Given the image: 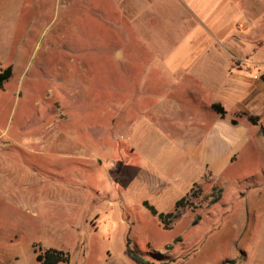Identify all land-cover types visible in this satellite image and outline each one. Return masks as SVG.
<instances>
[{"label": "rangeland", "instance_id": "374dc122", "mask_svg": "<svg viewBox=\"0 0 264 264\" xmlns=\"http://www.w3.org/2000/svg\"><path fill=\"white\" fill-rule=\"evenodd\" d=\"M181 1L0 0V75L10 67L0 86V264H40L36 254L49 250L67 255L60 264H136L127 246L149 264L166 246L178 258L171 264H264L263 138L239 148L215 180L219 202L207 200L218 188L202 186L207 198L194 189L170 229L122 187L119 157L134 125L171 133L151 119L152 99L200 97L180 70L211 58L187 48L186 59L182 49L168 73L174 48L214 22L221 28L230 10L264 12V0ZM256 19L245 40L264 42ZM255 54L264 62V50Z\"/></svg>", "mask_w": 264, "mask_h": 264}, {"label": "crops", "instance_id": "0c3cea01", "mask_svg": "<svg viewBox=\"0 0 264 264\" xmlns=\"http://www.w3.org/2000/svg\"><path fill=\"white\" fill-rule=\"evenodd\" d=\"M181 2L189 5L193 0ZM197 12L200 18L199 10ZM230 12L231 17L221 28L214 32L213 28L217 25L214 22L211 27L199 30L192 35L191 42L174 48L172 58L166 62V72L174 74L176 69L179 70L175 68L177 59L174 58L180 50H184L186 59L187 48L211 58L199 62L192 71L189 68L196 62L186 61L180 70L182 72L179 71V80H190L200 97H195L194 91H185L177 102L168 101L165 104V100L153 98L151 119L164 120L171 133L163 135L158 132L159 126H153L149 133L141 124L143 122H138L133 128L134 143L126 145L124 159L119 157L122 162L117 168L120 170L119 177L126 176L122 187L130 188L138 204L155 217L162 228L158 216L174 214L176 217L169 219V225L178 220L182 215L178 214V210L187 206L186 200L193 196L194 189H199L202 198H207L210 192L204 193L202 186L206 185L209 191L218 188L221 190L219 202L223 189L215 180L221 178L225 168L236 161L235 153L239 148L255 136L264 139V81L261 79L264 77V62L256 60L255 54L264 50V42L263 38L245 40L255 18H262L264 24V12L262 8L245 11L243 7ZM239 24H243L244 28L241 29ZM207 33L213 39L224 42L200 44L199 34L206 38ZM227 35L229 42L225 41ZM245 41L253 44L252 51H247ZM213 86L216 87L213 89ZM214 105L224 110L223 117L213 110ZM140 111L138 118L144 114ZM249 117L257 118L256 123L251 122ZM181 200H185L183 205L176 208ZM207 200L210 207L217 203H211L212 198ZM144 203L153 208L156 215H152ZM169 250L171 247L166 246L161 255H166L165 259L152 264L175 262L178 258L167 255ZM189 256L185 253L181 255L183 259H189Z\"/></svg>", "mask_w": 264, "mask_h": 264}, {"label": "trees", "instance_id": "16d2710c", "mask_svg": "<svg viewBox=\"0 0 264 264\" xmlns=\"http://www.w3.org/2000/svg\"><path fill=\"white\" fill-rule=\"evenodd\" d=\"M10 76V67L7 68L4 73L0 75V86L1 83L8 79ZM264 81V77L261 78ZM213 110L217 112L222 117L224 116V110L218 106L214 105L212 106ZM249 120L253 123H256L257 118L249 117ZM185 200H181L176 204V208L183 205ZM218 201V197L213 198L211 200V203H216ZM144 206L149 210V212L152 215H156V212L153 210V208L149 207L146 203H144ZM176 216L174 214H167V215H159L158 219L160 220L161 224L163 225L164 229H167L170 220L174 219ZM125 254L130 258L132 261H134L136 264H149L146 262L143 258H141L135 251L131 250L128 246L126 247ZM35 259L40 264H60V263H68V257L65 253L62 251H56V250H49L46 251L44 254L39 253L36 254Z\"/></svg>", "mask_w": 264, "mask_h": 264}]
</instances>
